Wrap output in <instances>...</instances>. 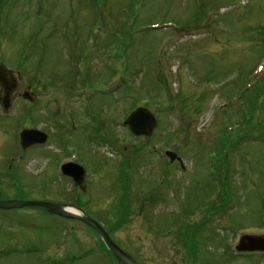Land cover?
<instances>
[{"label":"rangeland","instance_id":"obj_1","mask_svg":"<svg viewBox=\"0 0 264 264\" xmlns=\"http://www.w3.org/2000/svg\"><path fill=\"white\" fill-rule=\"evenodd\" d=\"M0 62L37 97L0 104V200L77 205L140 264H264L235 250L264 236V0H0ZM138 107L149 140L123 126ZM32 127L48 141L22 150ZM0 264L123 263L24 207L0 209Z\"/></svg>","mask_w":264,"mask_h":264},{"label":"water","instance_id":"obj_2","mask_svg":"<svg viewBox=\"0 0 264 264\" xmlns=\"http://www.w3.org/2000/svg\"><path fill=\"white\" fill-rule=\"evenodd\" d=\"M0 87L2 89V105L3 111L8 112L11 109L12 103L15 99V94L24 89L23 83L13 71L7 69L0 63ZM24 97L34 100L29 91L24 92ZM128 124L136 135L151 136L154 129L158 125V120L154 114L146 107H139L133 111L127 118ZM21 144L24 148L37 143H45L48 135L37 129H26L21 132ZM166 154L172 161L181 157L177 153L167 151ZM64 174L72 177L77 183H81L84 179L85 170L77 163H66L62 166ZM34 208L45 210L63 217L74 218L85 222L92 227L102 238L110 252L124 264H140L130 254L124 251L116 242L111 238L108 231L95 219L87 214H74L66 209V205L58 204L48 201L38 200H0V209H14V208ZM82 211V209H80ZM237 250L240 252L245 251H263L264 252V236L244 235L237 245Z\"/></svg>","mask_w":264,"mask_h":264},{"label":"bare ground","instance_id":"obj_3","mask_svg":"<svg viewBox=\"0 0 264 264\" xmlns=\"http://www.w3.org/2000/svg\"><path fill=\"white\" fill-rule=\"evenodd\" d=\"M66 209L71 212V213H74V214H82L80 210L74 208V207H66Z\"/></svg>","mask_w":264,"mask_h":264},{"label":"trees","instance_id":"obj_4","mask_svg":"<svg viewBox=\"0 0 264 264\" xmlns=\"http://www.w3.org/2000/svg\"><path fill=\"white\" fill-rule=\"evenodd\" d=\"M128 130V129H127ZM128 132H129V130H128ZM130 133V132H129ZM151 138V137H150ZM150 138H145V139H147V140H149Z\"/></svg>","mask_w":264,"mask_h":264},{"label":"flooded vegetation","instance_id":"obj_5","mask_svg":"<svg viewBox=\"0 0 264 264\" xmlns=\"http://www.w3.org/2000/svg\"><path fill=\"white\" fill-rule=\"evenodd\" d=\"M240 255H242V254H240ZM244 255H246V254H244Z\"/></svg>","mask_w":264,"mask_h":264}]
</instances>
